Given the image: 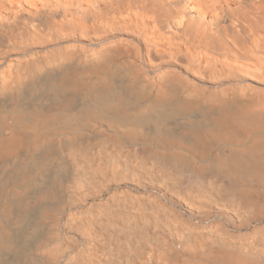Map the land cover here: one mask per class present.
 Here are the masks:
<instances>
[{"label": "bare ground", "instance_id": "6f19581e", "mask_svg": "<svg viewBox=\"0 0 264 264\" xmlns=\"http://www.w3.org/2000/svg\"><path fill=\"white\" fill-rule=\"evenodd\" d=\"M0 264H264V0H0Z\"/></svg>", "mask_w": 264, "mask_h": 264}]
</instances>
